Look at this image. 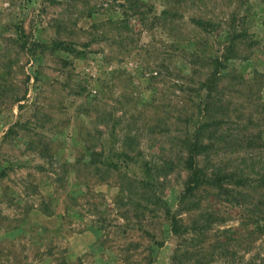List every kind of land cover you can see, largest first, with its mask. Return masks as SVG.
<instances>
[{
  "label": "rangeland",
  "instance_id": "374dc122",
  "mask_svg": "<svg viewBox=\"0 0 264 264\" xmlns=\"http://www.w3.org/2000/svg\"><path fill=\"white\" fill-rule=\"evenodd\" d=\"M0 264H264V0H0Z\"/></svg>",
  "mask_w": 264,
  "mask_h": 264
},
{
  "label": "trees",
  "instance_id": "16d2710c",
  "mask_svg": "<svg viewBox=\"0 0 264 264\" xmlns=\"http://www.w3.org/2000/svg\"><path fill=\"white\" fill-rule=\"evenodd\" d=\"M205 21L201 20V19H196L195 20V24L197 25H202L204 26ZM216 73V72H215ZM217 76L215 75L214 78H216ZM216 81V79H213L211 83H214ZM206 90L208 91V89L210 88L209 84H206L205 86ZM196 139V138H195ZM197 144L194 142L193 144H191L190 146V154L187 158V165L190 171L189 174V178L185 183V189L188 191V193H190V190H194V189H199L201 186L203 185H211L213 187L216 186V184L221 185L223 183V181L227 178V175H223L220 173H214V172H209L207 173L206 171L200 169L197 166L196 163V155H195V151H197ZM121 156H123L124 158H128L129 156L126 153H122ZM173 225V224H172Z\"/></svg>",
  "mask_w": 264,
  "mask_h": 264
}]
</instances>
